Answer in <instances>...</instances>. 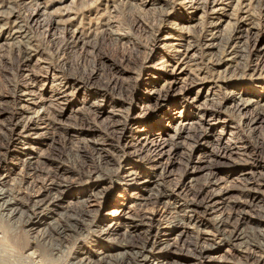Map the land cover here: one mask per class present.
<instances>
[{
	"label": "rangeland",
	"instance_id": "1",
	"mask_svg": "<svg viewBox=\"0 0 264 264\" xmlns=\"http://www.w3.org/2000/svg\"><path fill=\"white\" fill-rule=\"evenodd\" d=\"M0 28V152L4 153L0 155V187L17 190V198L28 200L30 207L35 199L33 179L30 166L21 159L40 152L45 160L49 157L44 167L61 168L63 176L72 180L57 202L62 208L50 203V196L57 192L44 193L41 221L50 222L70 206L85 210L77 232L68 233L57 249L40 239L36 244L41 255L33 260L26 255L27 247L43 225L34 226L30 233V226L7 220L0 212L1 259L17 264H69L89 251L92 263L98 264L94 251L115 253L111 249L115 243L140 240L145 229L130 217L139 213L134 204L141 199L134 198L136 193L144 197L147 192L123 184L121 177L132 169L152 170V181L171 193V200L146 208L158 227L153 240L160 244L155 242V247L170 244L165 255H150L151 264H200L186 250L185 241L190 238L214 246L202 264H264L262 247L239 238L221 241L213 224L218 215L229 214L228 230H264L260 222L264 209V0H0ZM164 37L191 45L187 58L182 48L177 53L165 45L169 41ZM169 57L174 61H165ZM186 59L187 75L180 74ZM173 77H178L175 84ZM29 91L34 94H24ZM233 93L261 103L239 106L231 99ZM19 104L28 108L24 115ZM167 107L183 110L189 124L193 122L176 140L167 134H173L170 127L178 119H161ZM23 116L33 117L30 139L18 135L26 120ZM207 118L219 122L204 125ZM11 123L17 124L14 132L7 130ZM150 129L164 131L161 136L167 141L161 156L154 155L152 136L147 139L142 132L136 133ZM215 134L235 146L232 151L245 153L227 151L225 142L211 139ZM95 143L105 149L102 154L108 165L100 164ZM78 146H84L81 160L75 157ZM105 168L109 174L102 183L106 193L101 203L82 206L80 201L95 186L81 171L92 174ZM252 172L254 179H250ZM146 175L150 174L142 173L143 178ZM39 177L37 173L35 179ZM221 187L231 189L227 201L243 212L242 221L231 215L224 200L208 202L209 195ZM192 190L197 192L195 197ZM193 198L204 207L197 214L187 210L178 217L186 226L168 229L171 203ZM214 201L218 204L207 210ZM112 209L120 213L117 220L123 225L116 234H102ZM21 210L29 213L26 206Z\"/></svg>",
	"mask_w": 264,
	"mask_h": 264
},
{
	"label": "bare ground",
	"instance_id": "2",
	"mask_svg": "<svg viewBox=\"0 0 264 264\" xmlns=\"http://www.w3.org/2000/svg\"><path fill=\"white\" fill-rule=\"evenodd\" d=\"M186 3L189 6V4L191 2L187 1ZM44 8H46V7H44ZM195 8L197 9V7H195ZM197 10H199V9H197ZM15 17H16V15H15ZM16 22H17V20H16ZM246 27H248V26H246ZM14 28L15 27H13V29ZM19 33H20V31H19ZM20 35H21V33H20ZM16 38H19V35L14 36V39H16ZM166 38H170V37H164V39H166ZM172 39L177 40L178 42L174 43L173 40L169 41L168 39H166L169 42H167L165 45H167L168 47L169 46L172 47V49L177 53L181 52V49H179V48H182V52H184L182 56L187 58V55H188L187 51L189 49H191V45H186V43L184 44L182 42V40L177 39V38H172ZM206 42H208V41H206ZM6 44H11V43L7 42ZM208 44H209V42H208ZM172 60H173V57H169V59H165V61H172ZM165 61H163V62L165 63ZM167 63H168L167 65H169V62H167ZM186 64H189V59H186L185 65L183 64V67L181 68V70H183V71H181L180 74L187 75L186 69H188L187 67H189V65L187 66ZM188 72H189V70H188ZM173 79L174 80L172 82H173V84H175L178 77H176V79L173 77ZM182 79L183 78H181V80ZM153 92L156 93V91H154V90H153ZM24 94H29V95L31 94L32 95L34 93H32V91H29V92L24 93ZM207 94H208V91L206 93V96H207ZM242 94L241 93H233L231 96V99L234 98L236 101H238L237 104L239 106L246 107L248 105H251V103L253 101L255 102L256 105H259L261 103V101H259L260 99L253 100L252 98H247V97L242 96ZM244 94H247V93H244ZM60 97L62 98V100H65L64 97H62V96H60ZM60 97H57V98H60ZM54 100H55V98L52 99L51 101H54ZM172 103H174V102H172ZM58 104H60V102H58ZM92 104L96 105V103H92ZM97 105H98V102H97ZM18 108L20 109L21 115L22 114L24 115V113L28 111V108H26L24 104H19ZM172 110L173 109H170V107H167V109L164 112H162L163 116L161 117V115H160V116H158V118L161 117L162 120L166 119V121H168V120L173 121L175 119H178L176 121L175 127H170V129L173 131V134H171V135L167 134L168 137H170V139H175V138H178L182 132H186L187 130H189L191 128L193 122L189 124L190 118H187L183 114L184 113L183 110H179V111L178 110L172 111ZM21 111H22V113H21ZM23 118H26V120L24 121L23 128L18 133V135L23 136L25 139H30V136H29L30 132L29 131L34 128L33 127V125H34L33 117H31V116H29V117L25 116L24 117L23 116ZM199 118L201 119V117H199ZM213 120H215V121H213ZM218 120L219 119H217V121H216V119H211V121H210V118H207L204 120L203 123H204V125L207 124L208 126H210V125L212 126V125H215L216 123H218L219 122ZM207 121H209V123ZM254 123L255 122H253L252 124H254ZM16 125L17 124H12L13 127H11V128L8 127L7 130L10 132H14V130H15L14 126H16ZM151 130H153V129H150V131L138 130L139 132L136 130V133L139 134L142 132L141 134H145V137L147 139L152 136L150 141L153 142L151 145L154 147V149H153V152H155L154 155L155 156L156 155L161 156L162 154L165 153L163 148L166 146V141H167V139L162 138V136H161V133H163L164 131L162 130L159 133H154V132H151ZM219 134L222 136L223 131H219L218 135ZM221 136H217L218 138H216V134H215V135H212L210 137L214 142H215V140L217 142L220 141L221 143L225 142V145H226L225 148L227 151L233 152L234 154H240V155L245 153L242 151L241 152L232 151L233 148H235V146L230 147L228 145V142H226V141L223 142V138H221ZM8 140L10 142H12L11 141L12 138H9ZM10 142H7L6 145H4L5 149H7ZM100 144L95 143V145L97 147L96 149L100 150L97 152L98 158L101 159L100 164L102 161L103 163L108 165V163H110V162H109V160H107V157H105V155L102 154L105 152V149L103 147L99 148L98 145H100ZM236 148L239 149V147H236ZM83 149H84V146L83 147H79V146L77 147V149L75 151V157L76 158H80V160H81V156H83V153H84ZM32 150H33V148H32ZM103 150H104V152H103ZM243 151H245V150H243ZM210 152H212L214 154L213 150H210ZM0 155H4V153L0 152ZM26 155L27 156L21 160L25 164L24 166H26V164H28V166H30L29 172H30V175L32 176L31 179H33V182L31 183V190L34 192V194L31 196L35 197V199L32 200L33 203L29 207L27 204L28 200L24 201L21 198H17L18 194H19L17 190H13V189H6L5 190V189L0 187V212H1V215L3 217H5L7 220H15V221L18 220L17 222L24 223L26 226H30V228L28 229V231L32 230L30 233L33 232L34 226L40 227V225H43L37 231L38 236H33L32 242H31L32 244L29 245V247H27V250H29V252L26 255L31 260H33V259H37L41 255V251H40L38 245L36 244L39 242L40 239H41V241L44 240L45 244L57 249V248H59L60 245H62L65 241H67L66 240L67 237L70 236L68 233L77 232L79 227L76 228V225H77V223L81 222L83 214H85V210L81 206H79L77 208H72L70 205H68V207L70 206L69 207L70 209H67L65 212L56 213V218H52L50 222L49 221L42 222L41 219H43L44 212L46 209V208H43L45 206H43V203H42L44 193L45 192L50 193L51 191L57 192L55 196H53V195L50 196V198H49L50 203L51 204L56 203V206L61 207L58 205L57 202H59L61 200V195L64 192V189L71 184L72 180H69V178H67L66 176H63V170H60L61 168L56 169V170H52L51 168L44 167L46 165L47 161L49 160V157L47 158V160H45V156H42V154L40 152L39 153L37 152L34 155L32 153H28ZM151 155H153V153ZM34 164H36V166H33ZM39 164H43V165H39ZM158 164H160V163H158ZM160 167H161V165L157 166V167L154 166L152 169L153 170H155L156 168L160 169ZM37 173L40 175V177H39L40 179L36 180L35 175ZM107 173H108L107 168H105L104 171L101 170L100 172H94L92 174L91 173L85 174V172L81 171V175L82 176L85 175L86 180L94 182V186L96 187V188L93 187L92 190H89V192L86 196V199H82L80 201V204L82 206L86 205V203H89V202L101 203L102 198H104L105 193H106L105 187L102 185V183L105 180ZM142 173H146V174H150V175H146V178H143ZM152 173H153L152 170L150 173L149 172L147 173V172H141V171H136V170L131 169V170L126 171L125 174L121 177V180L124 181L123 184L125 186H134V189H138L139 191L142 190V191L147 192L146 196H144V197H140V195H137V193H136L134 198L135 199H141L134 204L136 206V209L139 211V213L136 212L133 216L130 217V219L132 221H134V220L139 221V223L142 224V226L145 229L144 235L142 237H140V240H138V241H124L121 243H115L114 248H111L112 251L117 250L115 253H110V252H106V251L103 252L101 250L100 251L99 250L94 251V252H96V255H98V264H151L152 262H150V259H149L150 255L152 256L153 253L164 254V253H167L169 251V249H170L169 243L164 244L158 248L155 247V245H154L155 242H157L156 244H160V242L153 240V238L154 239L157 238L155 236L156 233L153 235V232L158 231V227L153 225V222H155L154 217L149 215L150 213L149 214L147 213L148 211H146V208H147V205H149V204L158 203V202H166L167 200H171V193L167 192V190L165 188L161 187L157 181H152V178H153V177H151ZM43 174H44V176H41ZM260 174H262V173H260ZM263 175H264V173H263ZM28 176H29V174H28ZM251 176H252V179H254L256 176L255 172L251 173L250 179H251ZM248 178H249V176H248ZM194 179L195 178L190 177L191 181H193ZM86 182L88 183V181H86ZM99 186H102V188L97 189ZM190 186L192 187L194 185L191 184ZM230 190L231 189L228 187H221V189H219L215 193H212L211 195H209L208 202L215 199V198L224 200L223 205L226 206V208L228 210H231V212H232L231 215H233V217L236 216L237 221H242V219H243L242 213L243 212L240 210L239 211L234 210L233 209L234 208L233 203H231L232 201H230V200L227 201L228 197L226 195H227L228 191H230ZM191 192L193 194V197H195L197 195V192H195V190H192ZM132 194H135V193H132ZM216 204H218L217 201H214L211 204H207L206 209L207 210L213 209ZM24 206H26L27 211L29 213L21 210L22 208H24ZM170 207L172 209V211L170 212L171 220H168L169 221L168 224H170V225L167 228L173 229V228L180 227V226H183V227L186 226L184 224L185 222L180 221L178 218L179 216H181V214L185 213L187 210L194 213V214H197L198 208H203L204 204L196 201L193 198V199H188V200H184V201H177V200L173 201L171 203ZM262 210H263V215H262V219L260 220V222H264V209H262ZM108 214L110 216L112 215V217L109 218V220H110L109 223H104V224L102 223L105 226V228H103V227L101 228L102 234H109L112 232H114L116 234L117 229L121 228L123 225L119 222V220H117V219H119V217L121 215H120V213L118 214V211L115 209H112L111 211H109ZM229 216H230L229 214H227L225 216H219L218 215V217L214 218L213 224L216 228V231H218V233L220 235L221 241H224V242L228 241L229 242V241H232L233 239L239 238L247 244H253L256 247H260V248L262 247L261 249L264 250V242H262V241H264V230L263 229H259V228L255 227V228H250V229H240L238 232L234 231L235 229L234 230H228V229H226V226L229 223ZM172 218H174V220H172ZM105 220L106 219H104L103 221L105 222ZM27 235L29 236L30 234L28 233ZM180 235H182V233H179V236ZM151 240H152V243H151ZM185 243H186V246L189 247L186 249L188 251L189 255L192 258L196 259L200 264H202L203 261L209 257V252L211 250H214V246H212V245H200L196 241H194L193 238L187 239L185 241ZM90 256H91L90 252L87 251V252H85V256L81 257L78 260H76V257H74V259L72 261H70L69 264H93ZM7 261H4L3 259L0 258V264H17L16 262L14 263V262H9V261L7 262ZM155 264H163V263L158 261Z\"/></svg>",
	"mask_w": 264,
	"mask_h": 264
}]
</instances>
